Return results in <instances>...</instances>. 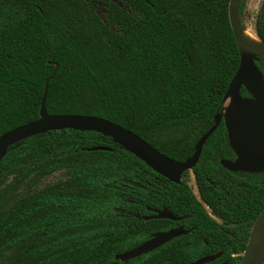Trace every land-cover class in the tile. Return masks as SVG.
<instances>
[{
	"label": "trees",
	"instance_id": "16d2710c",
	"mask_svg": "<svg viewBox=\"0 0 264 264\" xmlns=\"http://www.w3.org/2000/svg\"><path fill=\"white\" fill-rule=\"evenodd\" d=\"M230 1L0 0V136L39 119L58 67L49 115L102 118L186 162L240 66ZM248 1L239 9L243 31ZM255 36L264 44V5ZM256 65L264 77V57ZM235 159L224 121L180 184L98 133L19 142L0 162V264H122L118 255L179 227L190 233L129 264L218 254L209 264H241L264 210V173L221 165ZM164 209L182 221L146 220Z\"/></svg>",
	"mask_w": 264,
	"mask_h": 264
},
{
	"label": "water",
	"instance_id": "95a60500",
	"mask_svg": "<svg viewBox=\"0 0 264 264\" xmlns=\"http://www.w3.org/2000/svg\"><path fill=\"white\" fill-rule=\"evenodd\" d=\"M241 0H231L229 5L230 24L240 53V66L232 79L224 97L221 114L216 115L214 126L199 140L192 158L179 163L162 155L155 148L133 133L107 120L94 116L62 115L52 116L46 111V99L50 82L58 72L46 80L44 95L41 101L39 119L17 127L0 136V162L8 150L19 142L50 132L73 130L78 132H94L111 138L116 145L134 155L150 169L172 183L180 184L186 172H193L200 160L205 143L215 133L222 121L228 134L230 147L236 155L235 161L222 160L221 165L232 173L262 174L264 173V77L256 63L264 57V44L257 37L258 45L245 41L242 24L239 18ZM245 89L250 97H243ZM104 151L107 149L98 148ZM197 194V193H196ZM146 220H170L180 222L169 210L155 211V215ZM190 231L179 227L168 232L156 233L141 246L118 255L117 261L129 264L130 261L148 255ZM222 254L202 258L192 264H209L216 261ZM264 257V210L256 219L250 233L241 264H260Z\"/></svg>",
	"mask_w": 264,
	"mask_h": 264
},
{
	"label": "rangeland",
	"instance_id": "374dc122",
	"mask_svg": "<svg viewBox=\"0 0 264 264\" xmlns=\"http://www.w3.org/2000/svg\"><path fill=\"white\" fill-rule=\"evenodd\" d=\"M264 5V0H249L247 4V10L245 15V27L248 32L255 35V23L258 14L260 13L262 7ZM59 176H52L43 181V184L41 186H45L47 184H51L55 182ZM190 186H192L195 194L197 193V190L194 185V181L192 179V176L189 180Z\"/></svg>",
	"mask_w": 264,
	"mask_h": 264
},
{
	"label": "bare ground",
	"instance_id": "6f19581e",
	"mask_svg": "<svg viewBox=\"0 0 264 264\" xmlns=\"http://www.w3.org/2000/svg\"><path fill=\"white\" fill-rule=\"evenodd\" d=\"M244 37H245V41L251 45H258L259 43L257 39L248 31L245 32ZM260 264H264V257Z\"/></svg>",
	"mask_w": 264,
	"mask_h": 264
},
{
	"label": "flooded vegetation",
	"instance_id": "af4514ba",
	"mask_svg": "<svg viewBox=\"0 0 264 264\" xmlns=\"http://www.w3.org/2000/svg\"><path fill=\"white\" fill-rule=\"evenodd\" d=\"M191 176H193V175L191 174Z\"/></svg>",
	"mask_w": 264,
	"mask_h": 264
}]
</instances>
